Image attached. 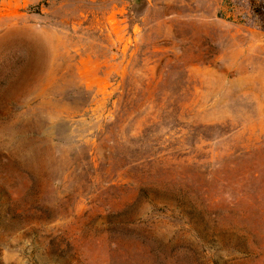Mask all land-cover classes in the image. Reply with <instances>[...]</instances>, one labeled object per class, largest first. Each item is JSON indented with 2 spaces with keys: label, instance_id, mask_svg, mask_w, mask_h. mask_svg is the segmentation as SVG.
Instances as JSON below:
<instances>
[{
  "label": "rangeland",
  "instance_id": "rangeland-1",
  "mask_svg": "<svg viewBox=\"0 0 264 264\" xmlns=\"http://www.w3.org/2000/svg\"><path fill=\"white\" fill-rule=\"evenodd\" d=\"M232 0H0V264H264V28Z\"/></svg>",
  "mask_w": 264,
  "mask_h": 264
},
{
  "label": "trees",
  "instance_id": "trees-1",
  "mask_svg": "<svg viewBox=\"0 0 264 264\" xmlns=\"http://www.w3.org/2000/svg\"><path fill=\"white\" fill-rule=\"evenodd\" d=\"M229 1V0H228ZM232 5L245 8L247 13L242 14L246 25H251L256 20L264 28V0H232Z\"/></svg>",
  "mask_w": 264,
  "mask_h": 264
}]
</instances>
